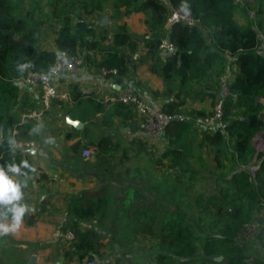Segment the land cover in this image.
I'll list each match as a JSON object with an SVG mask.
<instances>
[{
  "label": "trees",
  "instance_id": "trees-1",
  "mask_svg": "<svg viewBox=\"0 0 264 264\" xmlns=\"http://www.w3.org/2000/svg\"><path fill=\"white\" fill-rule=\"evenodd\" d=\"M238 7L236 0H113L114 18L144 14L148 34L135 35L126 24L118 25L114 32H110L109 25H100L103 0H0V171L19 192L27 191L34 168L30 157L23 158L16 148L14 139L37 126L32 120L25 121L19 112L22 78L28 72H48L57 51L80 55L84 63H95L99 69L116 70V74L107 76L118 84L133 77L138 66L149 60L150 72L164 83L162 92H153L163 101L159 109L169 116L189 117L167 123L161 159L175 170L178 184L197 190L195 199L178 196L177 186L168 184L165 190L162 187L154 193L159 205L143 208L137 183L139 170L131 178L130 168L122 162L129 159L128 150L110 134L102 135L96 141L94 161L85 158L80 162L87 171L85 176L96 177L95 188L65 197L64 220L58 229L66 236L56 245L68 263L106 264L102 238L129 230V222H133L140 234L156 239L152 258L155 264H264L263 231L246 246L238 241L250 224L262 222L259 214L264 205V150L257 152L252 144L261 131L264 144V39L252 21L246 25L237 22ZM173 10H188L197 20L196 25L180 22L166 33L165 25ZM94 14L100 22L88 20ZM49 21L57 50L42 46ZM166 36L175 52L165 58L160 45ZM140 42H144L146 54L137 59L134 55ZM98 54L99 60L93 58ZM230 66H235L237 73L224 84ZM224 86L226 95L221 92ZM187 98H210L214 106L223 99L225 129L199 126L195 119L212 113L185 111ZM70 101L72 107L66 105V112L74 120L87 121L102 114L101 122L111 125L116 117H136L131 106L97 102L77 87L72 88ZM35 106L32 111L42 107ZM77 108L84 112L74 114ZM134 126L136 134L137 120ZM12 131H17L16 137L10 134ZM76 133L87 137L85 129ZM135 142L139 151L145 147L151 153L143 139L135 136ZM84 146L81 141L73 145L75 160ZM120 150L123 177L121 174V180L113 181L110 170ZM13 170L18 174L15 181ZM252 172L255 179H251ZM21 208L0 200V219H15ZM109 214L117 220L106 223ZM93 222L95 225L83 227ZM68 233L72 237H67ZM51 245L37 244V248ZM220 257L222 261H218Z\"/></svg>",
  "mask_w": 264,
  "mask_h": 264
},
{
  "label": "crops",
  "instance_id": "crops-1",
  "mask_svg": "<svg viewBox=\"0 0 264 264\" xmlns=\"http://www.w3.org/2000/svg\"><path fill=\"white\" fill-rule=\"evenodd\" d=\"M168 1V0H165ZM113 0H103L104 17H108L110 32H114L118 25L126 24L130 32L135 35L148 34L146 25L144 24V14H132L130 16L113 17L112 11ZM253 5L260 6L261 2H254ZM255 6V7H256ZM123 11V10H122ZM239 15V14H237ZM256 16L247 13V23L250 21L258 29L259 37L264 39V11L259 10ZM98 15L94 14L88 18L93 23L100 22ZM237 20V19H236ZM238 22V21H237ZM239 23V22H238ZM240 24V23H239ZM171 26L165 25V29ZM148 37V36H146ZM52 49L57 50L53 46ZM124 53L127 48H124ZM146 48L144 42H140L138 46V54L134 58L144 57ZM99 60L100 55H94ZM138 62V61H137ZM136 62V63H137ZM149 60H145L140 64L133 77L125 79L118 84L112 77L102 75V69L95 66V63L85 62L83 67L72 74L62 75L55 83L60 97L45 114V120L42 125H37L36 130L30 128V133L35 136L29 139L28 135L19 134L15 138L16 148L23 154V158L29 156L34 168V172L29 178V187L24 193V209L23 217H20L17 223L16 219L1 218L0 219V264H26L31 256L35 255L37 264H60L52 259V251L57 248V241L66 236L59 231V227L64 220V213L67 206V195H75L83 190H91L96 186L95 176H85L80 162L85 158L82 156L84 149L96 150V141L102 135H111L113 140L122 143H128L135 140V121L137 117L131 119H123L116 117L111 125L102 123V114H97L95 118L87 121L74 120L70 114H67L66 105L72 107L71 92L73 87H77L83 94H90L97 102L110 105L113 99L122 92H135L144 100L151 102L160 108L163 101L156 97L153 92H162L164 90L163 80L150 72ZM236 68L231 67L228 70L227 80L224 84L230 83L236 76ZM226 86L223 87L224 91ZM227 89V88H226ZM221 91V92H222ZM40 91L33 90L23 86L21 88V103L19 112L23 116L27 111H32V107L39 106ZM223 95V94H222ZM59 100L63 101V105ZM214 105L210 98L205 100L188 98L183 109L185 111L205 110L207 113H213ZM89 110L88 107H84ZM91 109V108H90ZM84 112L81 108L73 110V113ZM73 121H79L83 126L78 129L73 125ZM85 129L87 137L76 133ZM261 135V132L253 139ZM1 140L3 132H0ZM16 137V136H15ZM83 138V140H82ZM81 141L84 147L80 148L78 159H74L77 155L72 149L73 145ZM1 142V141H0ZM25 143H33L34 148H27ZM264 150V149H263ZM261 150L260 152H262ZM257 152H259L256 149ZM256 159L251 163L253 166ZM250 165V166H251ZM18 174L13 170L12 181L17 180ZM8 204L9 201L6 200ZM28 221H32L31 225ZM8 231L5 232L4 229ZM50 243L48 248H37V244Z\"/></svg>",
  "mask_w": 264,
  "mask_h": 264
},
{
  "label": "rangeland",
  "instance_id": "rangeland-1",
  "mask_svg": "<svg viewBox=\"0 0 264 264\" xmlns=\"http://www.w3.org/2000/svg\"><path fill=\"white\" fill-rule=\"evenodd\" d=\"M257 1H260L261 4L260 6H256L255 4V7L252 3V0H236V3L240 7H238L239 15H236V19L241 25H243V22L247 23L246 16H244V14L247 15L248 13L253 17L256 16L255 14H258L259 10L264 11V0H254V2ZM51 23L52 22L49 21L46 25V34L42 44V46L46 48L52 47V40L54 38V32L52 30ZM26 134L28 135L29 139L35 138L32 133ZM261 138L262 135H259L254 140V145L259 152L262 150L261 140L263 138ZM146 146L150 148L151 153L147 152L145 147L144 149H141V151H139V145L135 142V140L134 142L129 141L128 143H123L122 141L121 143V147L128 150L129 159H126L122 162L125 167L130 168L132 172L130 177L132 178L134 176V171L136 172L137 170H139V181L137 180V183L141 187L143 198L141 206L143 208H154L157 203L159 205L160 203L155 197L154 193H158V190L162 187L165 190L168 184H175L177 186L178 196L181 195V197L193 201L198 194L197 190L189 189L185 185L178 184L177 179L175 178V170L170 169L167 165V162L161 159V154L165 150L164 140H160V143L156 145H152L149 143L148 145L146 144ZM121 152V150L118 151V153L116 154L117 156H115V158L113 159L116 161V163L115 165L111 166L112 169L110 170V173L113 181L121 180L120 175L122 173L119 169L121 161L118 157ZM95 154L96 151L91 150V155L89 157L91 161H94L93 157ZM91 170L92 169H89V171ZM86 173L87 171L84 170V174ZM96 173L99 175V171H96ZM121 176L123 177V174ZM159 197L162 200L164 199L162 194L159 195ZM106 220L107 223L116 221L117 218H113L111 214H109ZM94 222L84 223L83 227L95 225ZM129 223V230H121L113 237L102 238L104 244V248L102 251L105 253L106 264H155L152 258L153 255L156 254V239L140 234V232L136 228L135 223ZM67 237H70L69 233L67 234ZM56 247H58V245ZM60 253V248L57 249L54 247V250L52 251V259L59 262L60 264H78L77 262L68 263L67 260L61 257ZM53 264H56V262H54Z\"/></svg>",
  "mask_w": 264,
  "mask_h": 264
},
{
  "label": "built area",
  "instance_id": "built-area-1",
  "mask_svg": "<svg viewBox=\"0 0 264 264\" xmlns=\"http://www.w3.org/2000/svg\"><path fill=\"white\" fill-rule=\"evenodd\" d=\"M184 22L189 26H194L197 23V20L192 17L188 10L179 11L173 10L168 22L169 26H173L174 24ZM171 28V27H170ZM170 29H166V33H169ZM160 49L162 50L163 57H169L171 54L175 52V47L166 36L160 45ZM84 65V59L80 55H71L65 51H57L56 59L54 64L50 68L48 72L45 73H35L28 72L26 76L22 78V83L24 86L29 87L33 90L40 91L41 93V109L31 111L27 114L23 115L24 120H32L37 125L43 124L45 120L46 111L51 108L52 103L55 99L60 97L59 91L55 85L56 81L64 74H72L78 71ZM102 75L107 76L108 74H116V70L107 71L102 69ZM225 95L227 94V89L224 90ZM113 102H119L124 105L131 106L133 111L136 114L137 122H138V130L136 132V136L138 138L143 139V141L148 145L149 143L152 145H156L160 143L162 140V134L164 132V128L170 121L174 120H184L188 119L186 115H178V116H169L163 111H161L158 107L153 105L152 103L147 102L136 93L131 91L122 92L117 95ZM223 99L218 100L217 104L213 109L212 116L206 118H196V122L199 126L205 127H218L221 129H225L226 124L222 121L223 116ZM1 128V127H0ZM2 131V128H1ZM9 133V132H8ZM10 134L14 137L17 134V131H12ZM262 139V138H261ZM163 141V140H162ZM14 139V144H15ZM263 139L261 140V148H263ZM27 148L33 149V143H25ZM91 155V151L89 149H84L82 151V156L84 158H89ZM255 172L251 173V179H255ZM19 192V191H18ZM10 205L13 206H22L24 204V194L19 192V198L12 199L9 201ZM260 218H262V222H254L250 224L239 236L238 241L240 245L246 246L248 242H251L255 236L263 231L264 233V205L262 206L261 212L259 214ZM69 236L72 237V234L69 233ZM253 259H249L248 262L252 263ZM93 264V263H87Z\"/></svg>",
  "mask_w": 264,
  "mask_h": 264
},
{
  "label": "clouds",
  "instance_id": "clouds-1",
  "mask_svg": "<svg viewBox=\"0 0 264 264\" xmlns=\"http://www.w3.org/2000/svg\"><path fill=\"white\" fill-rule=\"evenodd\" d=\"M19 198V192L15 185L12 184L11 181H9L3 174L2 171H0V200H12ZM24 209H18L16 213V221L17 223L20 220V217L23 215ZM5 232L8 231L7 228L4 229Z\"/></svg>",
  "mask_w": 264,
  "mask_h": 264
},
{
  "label": "water",
  "instance_id": "water-1",
  "mask_svg": "<svg viewBox=\"0 0 264 264\" xmlns=\"http://www.w3.org/2000/svg\"><path fill=\"white\" fill-rule=\"evenodd\" d=\"M108 22H109L108 17H103L101 22H100V25L101 26H105V25L108 24ZM222 94L225 95V92L222 91ZM73 125L76 128H78V129H80L83 126V124L81 122H79V121H73ZM0 132H1V128H0ZM261 135H262V138H263V131H261ZM0 141H1V137H0ZM263 148H264V144H263ZM222 260H223V257L218 258V261H222ZM26 264H37L36 256L35 255L31 256L29 262H27ZM93 264H96V263H93Z\"/></svg>",
  "mask_w": 264,
  "mask_h": 264
}]
</instances>
